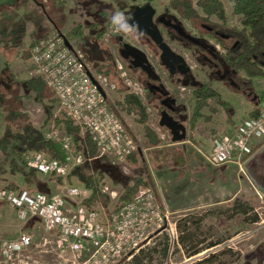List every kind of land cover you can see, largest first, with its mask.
Instances as JSON below:
<instances>
[{
	"label": "rangeland",
	"instance_id": "rangeland-1",
	"mask_svg": "<svg viewBox=\"0 0 264 264\" xmlns=\"http://www.w3.org/2000/svg\"><path fill=\"white\" fill-rule=\"evenodd\" d=\"M36 1L42 3L41 0ZM141 1L142 0H58V4H56L44 0L42 4L45 8V14H43L41 10L42 17L40 20L44 23L45 27L37 29L36 34L41 38L39 37L40 39H37V35H34L33 39L36 38L37 41L44 39L50 36L52 30L55 28L61 31L62 34H67L69 30H72V28L78 25L86 27L91 23L100 21L102 19L100 12L105 11L108 23V26L105 27L107 33L97 40V37H94L92 32L85 30L82 38L74 39L70 42L75 53L81 57L83 64L93 76H101L106 79L105 76L96 73L97 69H102L106 67L107 64L114 66L119 73L121 80L125 84L124 90H128L127 92L138 96L145 103L149 126L156 132L162 141L161 146L165 149L175 148L176 151L173 157L182 158L185 162L190 158L188 157V154L191 152L190 150H193L194 148L190 144L182 145L181 143L190 139L193 141V129L195 124L199 119L206 117L203 116L205 112L215 114L218 110L217 108H221L215 100L208 101L207 107L200 110L201 116L195 120L193 129H190V126H188V120H192L195 116V111H193V109L196 104L192 97L193 88L200 84H207L210 85L220 96V92L229 96L228 94L232 93L230 82L226 80L224 75L226 73H223L222 70L220 71L219 77L214 76L211 74L210 66L208 64L204 65L199 62L201 63L200 66V64L194 60L195 57L193 59L191 56V52H183L187 64L193 72L192 77L190 76L192 81L188 80L186 82L187 86L182 82L180 84L176 82L172 84L168 81H166L164 85L177 102L181 105L183 104L186 108L185 113H183V116L187 117L184 122L186 139L172 145L173 143H171L169 132L165 128H160L158 125L160 119L158 102L155 100L154 102L153 99L146 100V95L141 89V78L138 77V75H134L127 71L124 63H122L116 53V26L113 25L110 18L115 13H120V5L121 7L126 5V8H128L130 6L141 4ZM30 2L31 0H19L14 7H3L0 9L3 12V10H5L4 8H7L5 13H10L9 16L12 17L8 21L0 23V34L4 35L6 33V30L8 29V26H6L7 22L18 18L17 12L20 10V6L30 4ZM30 6H33L32 3ZM164 6L163 0L153 1V7L158 13L165 10ZM37 9L35 7L34 9L30 8L31 25L33 22H36L34 15H36ZM169 12L174 16L177 15L172 10ZM227 12V14H229L228 5ZM3 19L6 20L4 16ZM214 20L215 19L213 18V21ZM182 22L193 34L202 35L205 42L214 47L218 53L225 54L219 45H217L209 36L205 35V32H201L200 30L197 31L187 21ZM66 23L71 24L69 30L65 29ZM101 23L104 24L103 21ZM98 37H100V35ZM124 37L128 41L134 42L133 37ZM205 58L206 61L209 60L208 56H205ZM118 67H121V71ZM156 69L157 72L166 79L165 74L161 73L162 70L159 69L157 65ZM123 74L124 76L122 77ZM108 86L106 93L109 108L121 120L126 132L131 135L128 134L135 142L136 148H141L142 157L135 156V160H137L136 164L125 162V160L110 162L108 159L107 160L111 164L105 162V164L96 161L93 162V159L85 163L87 166L84 170V174L88 176H99L101 173L103 180L101 190L109 199L107 204H96L94 206L96 212L104 218L105 215L110 214L116 209L118 198L123 191L121 186L113 184V178L116 176L151 177L156 188V193L154 194L159 204L160 199H158L157 190L160 188V183L162 187L165 188L163 189V192L165 193L166 198L168 195L171 197L172 194H182L186 191L189 192V189L193 190L192 187L197 186L196 181L198 178L195 177L193 179L194 175L190 176V172L188 171L192 169V167L184 166L181 170H178L177 167L172 164L174 161H169L161 165V167L149 162L147 156L148 150L143 144L141 127L135 123L133 116L126 115L119 108L118 102L121 101L122 94L118 89L121 87L117 89V85L115 84H108ZM29 93H32L33 96V100L31 99L34 105V111L32 114L35 121L33 122L31 114H27L30 116L33 125L36 123L37 129H41L44 133L51 130L53 127L64 132L61 130L62 127L59 124H56L55 120H63L64 118L71 119L65 112L59 109L54 96L52 97L48 92L45 103L40 104L35 100V94L33 92ZM258 94L263 101L264 87L261 88ZM51 99L54 101H51ZM38 105L44 109V112H38ZM30 106L32 107V105ZM48 109L51 110L52 115V118L49 119V121L46 119V110ZM182 118L183 117H181V119ZM74 125L80 130V139L82 142L85 141L88 135H86L75 123ZM206 156L204 155L203 157L205 160ZM0 160V162H2L0 163V181L3 176H7L10 180L12 179L10 184L13 186L15 184L14 178L22 182L20 176H10L8 164L3 162L1 158ZM182 165L183 164L180 166ZM232 165L235 164L227 165V167ZM210 166L213 170L217 169L216 172H219L218 170L220 167ZM19 167L24 169L22 163H19ZM221 168L224 169V167ZM213 170L210 174L205 176V179L213 178ZM229 170V173L232 175L229 174L231 179L229 178L228 180H233L234 174L240 178L239 183H237L236 186V189L239 191L236 198L230 203L223 202L222 204L213 205L217 203L218 200L210 197L209 193H206L205 196H199V209L169 215L171 227L168 228L167 231L150 235V237H148L143 243L142 248L135 252L132 257H125L117 264H264V192L260 190V187L258 188L255 184L252 185L251 182L245 178V172L241 173L238 171L239 169L232 171V167ZM26 171L28 172V170ZM239 172L243 174V176L239 175ZM37 177V183L39 184L38 192L50 197L55 196L60 192L59 188L57 189L56 184L49 180L51 179L50 177L41 175H38ZM40 177L47 179L44 185L40 184L39 180L42 179ZM67 183L72 186L83 187L78 183L77 179L71 175L69 176ZM226 185H228V189H231V184L229 182ZM22 187L24 188V186ZM3 189V187H0V195L4 192ZM232 189H235V186L232 187ZM148 191L149 190L142 189L138 193L140 194ZM161 197H163L162 194ZM71 205L72 203L68 201L67 206L71 207ZM242 210H248V215L245 217L240 215L238 212ZM255 217L258 218V223L251 224L250 221ZM21 235H28L31 237V246L22 253L16 255L13 260L7 264H59L63 260H67V262L70 263L71 254H61L56 248V233L47 232L43 229L38 220H21L17 212L0 199V241H14ZM135 259H138V262H135ZM0 264H4L1 255Z\"/></svg>",
	"mask_w": 264,
	"mask_h": 264
},
{
	"label": "built area",
	"instance_id": "built-area-1",
	"mask_svg": "<svg viewBox=\"0 0 264 264\" xmlns=\"http://www.w3.org/2000/svg\"><path fill=\"white\" fill-rule=\"evenodd\" d=\"M30 58L36 74L52 92L59 109L88 135L98 151V158L119 162L136 152L135 142L109 108L107 80L93 76L104 91L103 96L88 77L90 71L81 57L64 46L57 32L33 44ZM118 69L121 71V67ZM45 136L66 154L65 162L52 160L41 153H27L24 164L41 176L62 180L60 192L50 197L26 189L7 190L1 193L0 199L14 209L21 220H38L47 232L56 233L57 250L61 254H71L70 263L63 260L59 264H117L125 257H132L150 235L171 227L169 216L161 210L155 194L149 191L140 193L104 218L83 207L90 191L67 182L74 168L92 158L73 152L71 139L56 127ZM263 136L264 103L256 118L242 121L232 134L216 137L206 161L215 167L235 164L244 173L241 157L250 154L253 139ZM68 201L72 203L71 207L67 206ZM31 243L28 235H21L14 241H0L3 263L11 262Z\"/></svg>",
	"mask_w": 264,
	"mask_h": 264
},
{
	"label": "trees",
	"instance_id": "trees-1",
	"mask_svg": "<svg viewBox=\"0 0 264 264\" xmlns=\"http://www.w3.org/2000/svg\"><path fill=\"white\" fill-rule=\"evenodd\" d=\"M45 1L58 4V0ZM147 1L153 2L154 0ZM41 2L43 3L44 0H41ZM226 2L230 8L229 14H227L222 0H163L167 11H174L181 22L187 21L197 31L205 32V35L209 36L223 49L225 54L217 52L218 59L215 60V63L219 65V69L223 73L227 74L232 93L246 96V94L253 91V81L264 78V0H226ZM100 14L102 17L100 21L91 23L86 27L78 25L73 28L67 33V40L72 42L74 39L82 38L85 30L92 32L94 37L99 40L101 36L107 33L105 27L108 26L105 11H101ZM213 18L215 19L214 21ZM102 21L104 24L101 23ZM99 35L100 37H98ZM36 42L37 40L33 43L35 44ZM96 73L105 76L108 84L117 85V89L121 87L118 89L122 94L121 101L118 102L119 108L126 115L133 116L135 123L141 127L143 144L148 150L149 162L161 167V165L172 160L176 163L182 161V158L173 157L176 151L175 148L165 149L161 146L162 141L149 126L145 103L138 96L127 92L128 90H124L125 84L116 68L111 64H107L106 67L97 69ZM184 85L187 86L186 83ZM23 89L27 92H33L35 100L40 104L45 103L48 92L53 97L52 92L39 76L26 82ZM193 89L192 97L196 104L193 109L195 116L192 120H188L189 125L187 123L190 129H193L195 120L201 116L200 110L207 107V102L210 100H215L229 119L233 116L234 111L231 105L225 102L210 85L200 84ZM150 99L152 97L146 95V100ZM51 101L54 100L51 99ZM258 113L259 110H255L251 113V118H256ZM4 114V126L0 135V158L8 164L10 176L21 177L24 185L23 189L35 191L32 187L35 185L39 186L37 183L39 174L25 167V154L41 153L61 163L65 162L66 154L54 141L47 139L41 129H37L33 125L27 113H23L18 109L7 108ZM182 117L180 122L184 125L187 117ZM51 118V110L48 109L46 110V119L49 121ZM55 121L71 139L73 152L88 155L93 159V162L111 164L106 158L97 157L98 151L88 136L82 142L80 130L74 125L72 120L64 118L63 120ZM135 156L142 157L141 148L138 147L136 152L126 157L125 162L136 164ZM19 163L23 164L25 170L19 167ZM86 166L84 164L74 168L71 176L75 177L81 186L91 192L90 197L82 203L83 207L90 211H96L94 208L96 204H107L109 199L101 190L103 181L101 173L99 176H88L84 174ZM50 178L49 180L58 187L62 185L61 180L54 177ZM113 184L121 186L123 189L115 210L133 201L142 189L156 193L155 184L151 177L116 176L113 178ZM36 189V192H38V187ZM7 190H20V188L16 184L13 186L8 183L3 191ZM248 212V210H242L238 213L245 217ZM250 223H258V218H252ZM136 261L138 262V259H135Z\"/></svg>",
	"mask_w": 264,
	"mask_h": 264
},
{
	"label": "crops",
	"instance_id": "crops-1",
	"mask_svg": "<svg viewBox=\"0 0 264 264\" xmlns=\"http://www.w3.org/2000/svg\"><path fill=\"white\" fill-rule=\"evenodd\" d=\"M222 2L227 12L228 4L226 5L225 0H222ZM31 3L33 6H30ZM30 4L20 6V10L17 12L18 18L7 22L6 26H8V29L6 33L4 35L0 34V135L4 126V111L7 108H12L14 110L18 109L23 113H29L32 115L33 122L35 121L32 114L34 111V105L31 101V99L33 100L32 93L25 91L23 86L26 82L38 76L30 58V48L34 44V40L36 41L41 38L36 34L37 29H42L45 26L40 20L42 17L41 9L35 6L32 0ZM34 7L36 9L38 8L36 15H34L36 22H33L31 25L29 11L30 8L34 9ZM4 9L3 12L0 10V23L6 22L12 18L9 16L10 13H5L7 8ZM3 16L6 20L3 19ZM70 26V23H66L65 29L69 30ZM70 31L71 30L68 32ZM53 32H56L55 29L52 30V33ZM34 35H37V39H33ZM262 87H264V79H255L253 81V91L246 94V96L233 93H229V96H226L224 93L220 92L223 100L228 102L233 108V116L229 119L222 108H217L218 110L215 114L205 112L203 116L206 117L197 121L193 129V141L190 139L181 143L182 145L190 144L193 146L194 149L190 150L191 152L188 154L190 158L185 162L182 159V161L178 162L179 164L172 162L178 170H181L184 166L192 167L188 172H190V176L194 175L193 179L195 177L198 178L196 181L197 186L192 187L193 190L189 189V192L172 194L171 197L168 195L166 198L163 192L165 188H163L160 183L161 190L159 188L157 193L158 199H160L159 205L164 213L169 216L183 211L199 209L198 198L201 195L205 196L206 193H209L210 197L218 200V202L213 205L222 204L223 202L230 203L236 198L239 192L236 186L240 178L234 174L233 180L228 179L230 178L229 169L232 167V171H235V169H238L237 166L232 165L229 166L230 168L227 167V165L220 166L219 172H216L217 169L214 168L215 170H213L203 157L204 155H208L212 150L213 139L222 135L234 133L242 121L251 119V113L255 110L260 111L264 99L262 101L258 93ZM30 105H32V107ZM37 109L38 112H44V109L40 105H38ZM34 126L36 127V123ZM250 148V154L241 157V162L244 167L243 171L245 172L244 176L252 185H257V187H260V190L264 192V136L259 139H253L250 143ZM181 164L183 165L180 166ZM221 167H224V169ZM212 170L214 171L213 178L205 179V176L210 174ZM239 175L243 176L240 172ZM40 178H42L39 180L40 184L44 185L47 179H44V177ZM14 179V183L20 189H23L22 186L24 185L22 182L18 179L16 180V178ZM10 182H12V179L10 180L7 176H3L0 181V187L5 188ZM228 182L231 184V189H228V185H226ZM234 186L235 189H232ZM37 187L39 186L35 185L32 188L36 191ZM58 188L57 186V189ZM161 194L163 197H161Z\"/></svg>",
	"mask_w": 264,
	"mask_h": 264
},
{
	"label": "flooded vegetation",
	"instance_id": "flooded-vegetation-1",
	"mask_svg": "<svg viewBox=\"0 0 264 264\" xmlns=\"http://www.w3.org/2000/svg\"><path fill=\"white\" fill-rule=\"evenodd\" d=\"M147 6H151L154 9L153 2L147 0H142L141 4L130 6L128 8H126V5L122 7L120 5V13H122L125 20H127L131 17L136 8L143 9ZM154 11L152 24L155 28H157L160 36L162 37V42L165 43L174 53L183 57L187 66L189 65L187 64L183 52L189 51L191 52L190 54L193 59L195 57L194 60L197 63L201 62L204 65L208 64L210 66L211 74L219 77L221 70L219 69V65L215 63V60L218 59L217 50L206 43L202 35H195L190 32L184 26L183 22L166 9L160 13H158L155 9ZM146 13L147 12H141L140 14L146 15ZM121 21L123 20H119V24ZM116 32V53L118 58L122 61V63H124L127 71L134 75H138V77L141 78L140 84L143 93L151 96L153 100L158 102L160 115L163 111H165L175 120L179 121L183 116V113H185L186 108L183 104L181 105L177 102L171 93L167 91V88L164 85L166 81L172 84H174V82L178 84L182 82L185 84L188 80L192 81L191 77L193 72L191 71L187 77L179 74L171 75L169 70L161 64L160 58L162 52L160 51L158 45L155 44V42L148 35H145L136 29L135 34H128L125 30H119L117 26ZM64 35L66 36L67 34ZM124 36L133 37L134 42L128 41ZM125 46L128 48H125ZM129 46L131 48H129ZM124 48L126 50H124ZM132 48L143 52L147 62H145V59H134L131 55H129L127 59L121 56V52H124V55L129 52H132L130 54H136ZM205 56L209 57L208 61H206ZM201 63H199L200 66ZM147 64L151 66L153 72L159 78L158 80H150L148 78V74L145 72ZM156 65L162 70L161 73L165 74L166 79H164L162 75L157 72ZM224 75L226 80H229L227 79V74ZM172 100L175 101V104L172 103Z\"/></svg>",
	"mask_w": 264,
	"mask_h": 264
},
{
	"label": "water",
	"instance_id": "water-1",
	"mask_svg": "<svg viewBox=\"0 0 264 264\" xmlns=\"http://www.w3.org/2000/svg\"><path fill=\"white\" fill-rule=\"evenodd\" d=\"M18 1L19 0H0V9L3 7H14ZM32 2L35 4V6L39 7L42 10L43 14H45V8L42 3H39L36 0H32ZM141 12L147 13L146 15H142L140 14ZM154 12L155 11L151 6H147L143 9L136 8L134 13H132L131 17L126 21H121L119 26L124 27L127 23L129 27L133 26L134 29L144 33L145 35H148L155 42V44L158 45L160 51L162 52L160 60L163 67L168 69L171 75L179 74L187 77L191 72V68L186 65L183 57L174 53L165 43L162 42V37L160 36L157 28H155L152 24V17ZM118 29L120 30V28ZM55 31L57 32L58 36L62 39L64 46L69 51L74 52L73 46L67 40L66 36L56 28ZM125 48L128 47L125 46ZM125 48L124 50H126ZM129 48L131 47L129 46ZM132 49L136 54H130L132 52H129L128 54L126 53L124 55V52H121V56L127 59L129 55H131L134 59H145V62H147L145 54L143 52L134 48ZM145 72L148 74V78L150 80L159 79L155 75L149 64H147V66L145 67ZM87 75L94 84V86L97 88V90L100 92V94L105 96L104 91L96 82L93 75L90 72H88ZM172 103L175 104V101L172 100ZM158 125L160 128H165L169 132L172 143H179L186 139V128L184 127V125L181 124L179 121L175 120L173 117H171L167 112L163 111L161 113Z\"/></svg>",
	"mask_w": 264,
	"mask_h": 264
},
{
	"label": "clouds",
	"instance_id": "clouds-1",
	"mask_svg": "<svg viewBox=\"0 0 264 264\" xmlns=\"http://www.w3.org/2000/svg\"><path fill=\"white\" fill-rule=\"evenodd\" d=\"M111 21L114 26H117L118 28L125 30L128 32V34H135V29L132 27H129L128 24L126 23L124 27L119 26V20H125V17L122 13H115L113 16H111Z\"/></svg>",
	"mask_w": 264,
	"mask_h": 264
}]
</instances>
